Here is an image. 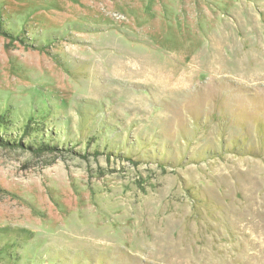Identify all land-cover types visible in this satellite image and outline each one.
Here are the masks:
<instances>
[{
	"label": "rangeland",
	"instance_id": "374dc122",
	"mask_svg": "<svg viewBox=\"0 0 264 264\" xmlns=\"http://www.w3.org/2000/svg\"><path fill=\"white\" fill-rule=\"evenodd\" d=\"M0 114V264H264V0H0Z\"/></svg>",
	"mask_w": 264,
	"mask_h": 264
},
{
	"label": "trees",
	"instance_id": "16d2710c",
	"mask_svg": "<svg viewBox=\"0 0 264 264\" xmlns=\"http://www.w3.org/2000/svg\"><path fill=\"white\" fill-rule=\"evenodd\" d=\"M5 116L6 115H4V114H0V119H1L0 121H2L3 119H5ZM32 147H35V146H32Z\"/></svg>",
	"mask_w": 264,
	"mask_h": 264
}]
</instances>
